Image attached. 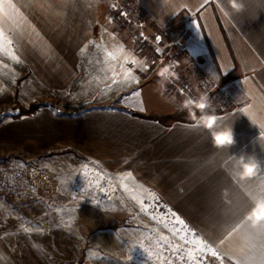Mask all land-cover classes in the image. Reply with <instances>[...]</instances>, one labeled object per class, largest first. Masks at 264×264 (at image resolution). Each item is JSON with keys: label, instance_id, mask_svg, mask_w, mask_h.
Returning <instances> with one entry per match:
<instances>
[{"label": "crops", "instance_id": "0c3cea01", "mask_svg": "<svg viewBox=\"0 0 264 264\" xmlns=\"http://www.w3.org/2000/svg\"><path fill=\"white\" fill-rule=\"evenodd\" d=\"M134 1L160 28L180 36L170 44L181 49L184 60L217 79L234 72L235 78L226 83L227 98L220 102L228 107L217 115L222 124H234L236 145L217 151L206 132L188 127L191 121L164 124L132 114H167L177 108L160 95L157 80L141 78V64L124 65L138 83H111L106 51L122 45L144 64L147 56L101 21V0H13L28 21L22 32L12 34L13 47L37 82L58 93L81 80L85 92L92 88L91 95H100L97 105L79 114L44 108L26 116L41 113L37 140L52 143V148L75 149L111 171H130L184 223L205 238L223 240L221 249L238 264H261L264 238L232 230L252 206L248 191L264 190V171L234 182L230 157L246 151L264 161V0H244L245 11L231 21L220 14L217 0H187L177 17L163 20L156 0ZM7 2L3 13L12 17ZM137 91L139 97H133ZM165 96L181 101L170 92Z\"/></svg>", "mask_w": 264, "mask_h": 264}, {"label": "rangeland", "instance_id": "374dc122", "mask_svg": "<svg viewBox=\"0 0 264 264\" xmlns=\"http://www.w3.org/2000/svg\"><path fill=\"white\" fill-rule=\"evenodd\" d=\"M101 21L125 43L139 50L146 42L156 52L145 59V81L158 79L159 56L181 52L169 49L179 35L131 16L125 0H101ZM124 21L128 32L120 27ZM13 48L19 62L0 55V264H238L231 256L199 251L194 241L224 254L219 239L205 238L184 222L186 229L175 235L182 220L130 171H111L75 149L38 141L41 113L17 118L18 108L36 104L38 112L79 114L97 105L100 95H91L92 88L85 92L81 80L64 92L45 89ZM183 57L175 58L179 78L165 93L180 100L206 93L214 109L228 107L220 102L229 81Z\"/></svg>", "mask_w": 264, "mask_h": 264}, {"label": "clouds", "instance_id": "9594fccd", "mask_svg": "<svg viewBox=\"0 0 264 264\" xmlns=\"http://www.w3.org/2000/svg\"><path fill=\"white\" fill-rule=\"evenodd\" d=\"M187 6V0H156V11L161 20L169 15L177 17L180 11ZM216 6L227 21H231L233 16L242 14L246 8L244 0H227L226 5L223 0H217ZM177 67V62L171 61L162 62L156 69L158 77L156 84L160 95L166 102L172 103L178 111L186 112L192 125L207 133L215 150L230 151L237 143L234 124L221 123L206 93L197 96L186 94L178 104L175 97L165 96L167 85L179 78ZM230 160V175L234 182H245L264 171V161L259 159L255 153L241 151L239 154H231ZM244 220L252 227H264V199L253 201L251 208L245 213Z\"/></svg>", "mask_w": 264, "mask_h": 264}, {"label": "snow or ice", "instance_id": "6c2138e0", "mask_svg": "<svg viewBox=\"0 0 264 264\" xmlns=\"http://www.w3.org/2000/svg\"><path fill=\"white\" fill-rule=\"evenodd\" d=\"M204 2L207 3V0H204ZM4 6H5V0H0V13H3ZM7 7L12 8L14 10V15L12 17H8L6 13L0 15V55L7 56L10 59L19 62V57L16 55L13 48L12 34L16 33L17 31L22 32L23 26L26 25L28 21L27 18L23 15V13L19 11L13 0H8ZM201 7H203V5H201ZM128 62L134 64H141L146 70L147 66L144 64V62L137 61L133 57H131L130 54H127L122 45L117 46L110 51H106L105 64L107 65V68L105 69V71L112 73L111 76L112 84L126 83L131 81H135L138 83L137 78L131 73V71L125 69L124 67V65L127 64ZM117 66H119V71H117ZM2 91L3 89H0V92ZM131 95L133 97H139L140 93L137 91L132 93ZM141 111H143V108H141ZM188 127L196 129V127L192 124L188 125ZM262 127H264V125H262ZM261 136H264V132H261ZM84 172L86 176L89 174L87 169H84ZM248 196L252 201L258 199H264V190L258 192H253L249 190ZM133 198L135 199V197ZM142 210H146L143 208V205H142ZM177 223L183 225V221L177 220ZM185 229H186V225H183V227L180 229H174V234L179 236L180 231H183ZM237 230H242L244 235L248 238H264V231H258V232L252 231V226L248 222L243 220H241L238 224H235L232 231L235 232ZM231 234L232 233H229V235ZM180 239L184 240V237L181 236ZM194 243L197 244L199 251L201 252L210 251L211 255L214 257L221 258L222 255H227V253L220 254L216 250L209 248L208 244L203 241L197 240L194 241ZM221 243H223V240L221 241ZM179 247L180 246L178 245L177 248ZM149 254L151 255V253ZM189 255H191V253ZM193 259H195V257H193ZM261 264H264V256H262L261 258Z\"/></svg>", "mask_w": 264, "mask_h": 264}, {"label": "trees", "instance_id": "16d2710c", "mask_svg": "<svg viewBox=\"0 0 264 264\" xmlns=\"http://www.w3.org/2000/svg\"><path fill=\"white\" fill-rule=\"evenodd\" d=\"M125 3L128 5V9H129V14L131 16L134 15H138V17L140 19H144L146 21H150V25L153 28H160L146 13L145 11L139 7L137 5V3L134 0H125ZM117 15H119L117 13ZM122 29H125L127 32L129 31L130 27L127 24L126 21H124L121 26ZM139 52L141 53V55L143 56H147V57H151V58H156L157 54L156 52L146 43V42H142L140 43L139 46ZM169 49H176L175 46H171ZM183 52H180L176 57L177 58H181L182 57ZM184 55V54H183ZM224 82L226 81H230L232 79L235 78L234 72L223 75L221 77ZM210 99V98H209ZM19 109V113L16 116L17 118L22 117V116H29L31 114H34L38 111L39 107L36 104H32L30 107L28 108H24V107H20ZM216 114L217 113H221L223 110L220 109H215ZM132 114L139 116V117H143V118H147V119H152V120H157L161 123L164 124H168L171 121H190L188 119L187 113L186 112H182V111H174L172 113H167V114H156V113H150V114H144L141 112H135L132 111Z\"/></svg>", "mask_w": 264, "mask_h": 264}, {"label": "built area", "instance_id": "2783aa9c", "mask_svg": "<svg viewBox=\"0 0 264 264\" xmlns=\"http://www.w3.org/2000/svg\"><path fill=\"white\" fill-rule=\"evenodd\" d=\"M176 57H174L173 55L169 54V52H167L166 54L164 55H161L158 57V60L162 63H169L171 61H176L177 60L175 59Z\"/></svg>", "mask_w": 264, "mask_h": 264}, {"label": "bare ground", "instance_id": "6f19581e", "mask_svg": "<svg viewBox=\"0 0 264 264\" xmlns=\"http://www.w3.org/2000/svg\"><path fill=\"white\" fill-rule=\"evenodd\" d=\"M35 175H36V173H35Z\"/></svg>", "mask_w": 264, "mask_h": 264}]
</instances>
